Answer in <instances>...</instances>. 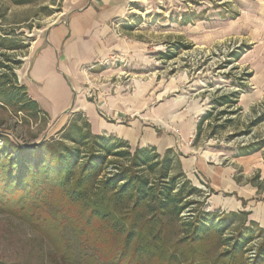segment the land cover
<instances>
[{
  "label": "rangeland",
  "instance_id": "obj_1",
  "mask_svg": "<svg viewBox=\"0 0 264 264\" xmlns=\"http://www.w3.org/2000/svg\"><path fill=\"white\" fill-rule=\"evenodd\" d=\"M75 3L76 0H35L18 4L0 0V34L14 29L12 39L25 46L16 50L0 48V52L7 51L22 60L14 69L17 75L14 81L18 84L22 83L17 69L31 62L33 45L53 33L59 22H67ZM100 3L116 7L118 14L103 23L104 32L95 46L96 60L78 66V77L72 74L68 77L70 84L77 88V96L97 105V112L104 120L122 123L129 129L140 124L155 129L159 136H173L179 147L168 153L173 160L172 172L165 180L159 178V171L166 164V150L157 152V149L160 157L152 160L157 166L133 168L150 179L154 193L137 214L142 229L141 232L137 229L130 241L131 261L119 262L117 256L131 223L132 215L126 217L122 210L128 199L112 210L108 222L119 228L123 226L122 231L114 233L110 229L104 239L106 245L100 242L90 245L86 241L88 237L94 234L98 237L108 224L94 219L86 227L88 214L80 206L66 204L60 193L49 199L42 197L40 201L17 192L1 194L0 264H66L57 251V247L65 244L61 234L76 243L77 253L82 245L89 246L85 248L97 257V264H250L246 251L263 245L264 234L256 224L245 222L249 228H243L242 213L233 217L234 225L224 233L208 223L210 230L203 237L190 239L193 227L189 223L193 218L210 222L216 212L220 214L215 221L218 223L228 220L229 213L210 208V188L199 182L198 186L193 185L181 160L193 150L219 162L264 152V0H102ZM5 75L3 81L12 84V74ZM224 98L229 102L221 103ZM110 105L112 113L105 109ZM73 109L74 104L61 117L44 119L40 114L36 119L30 113L16 112L0 104V134H8L24 147L38 141L48 143L53 138L80 148L81 157L91 156V135L96 134L92 127V134L85 140L78 133L75 142L66 138L70 126L75 124L90 133L84 127L88 117L79 111L73 114ZM117 144L119 152L133 153L139 148L129 141ZM2 147L0 141V150ZM12 152L20 155L16 150ZM46 153L45 148L43 156L48 160ZM130 161L127 156L107 155L102 159L98 179L118 171L126 173ZM172 177L179 186L184 185L182 197H186L192 186L198 188L182 202L188 199L194 204L180 215L175 204H167L162 217L156 216L147 224L146 218L153 215L152 207L160 189ZM81 229L86 231L82 234ZM249 235L254 242H245L242 249L235 250L234 260L218 258ZM138 241L143 252L136 256L133 247ZM262 258L260 264H264Z\"/></svg>",
  "mask_w": 264,
  "mask_h": 264
},
{
  "label": "trees",
  "instance_id": "obj_2",
  "mask_svg": "<svg viewBox=\"0 0 264 264\" xmlns=\"http://www.w3.org/2000/svg\"><path fill=\"white\" fill-rule=\"evenodd\" d=\"M11 1L13 3L25 4L35 0ZM13 31L14 29H11L0 34V48L16 50L25 47L18 41L12 39L11 36ZM21 64L22 60L16 59L14 56L7 53V51L0 52V104L10 106L14 108L16 112L24 111L30 113L31 116L36 119L40 114H42L44 119H51L49 113H46L40 107L38 101L29 96L27 87L14 81L17 78L14 69ZM6 73L12 74L14 81L12 84H10V82L3 81ZM223 102L228 103V98H224V101H221V103ZM70 127L71 128L69 129L66 138L72 142L76 141L75 135H77V133L80 134L79 137L82 140L87 139L90 137L89 135L92 134L88 120L85 122L84 127L87 128L90 133L86 132V134L83 132L84 128L78 126V124ZM91 137L93 141L92 150L90 152L91 156L87 157V154H83V157H81L79 156L81 152L80 148L75 149L68 143L63 141L57 142L53 140V138L48 140V143L40 142L39 144H34V146L31 147H24L22 144L12 140L8 134H0V141L3 144V147L0 150V197H2L1 194L17 192L31 200L40 201L42 200V197L49 199V197L51 198L53 194L60 193L61 197L63 199L65 198L66 204L77 207L80 206V208L88 214L85 222L86 227L90 226L94 219H98L102 223L108 224L106 225L107 230L102 232L98 237L95 234L93 237H88V240L86 241L90 245H92V243L94 244V242H100V244L106 245L104 239L108 237L110 229L114 233L118 230L122 231L123 226H120L119 228L116 224H109L108 222L111 215H113L111 213L112 210L114 208L118 209L119 207L117 206L124 201L123 199H128L129 203L123 205L127 208L123 207L122 210H125L127 213L126 217L130 216L129 214L132 215L130 220L131 223L129 225V230L123 235V239L121 241L122 250L117 254V256L120 258L119 262L124 260L131 261L133 258H128L131 256L130 252H128L129 247H131L130 241L134 237L136 230L139 229L141 232L142 229L141 222L137 219V214L147 206L149 200L148 197L154 193V187L151 186L150 179L146 178L145 175L141 174L139 171L135 172L133 168L136 166L143 167L149 164L153 169L157 166V163H153L152 160L154 157L159 158L160 154L156 153V148L153 146L150 148H136L133 153H130V151L119 152L117 150L119 148L117 143L126 144L128 143L127 140H123L121 138L118 139L113 135L107 134H92ZM45 148L47 149L46 156H48V160H46L43 156ZM12 150H16L18 154H20L19 156H21V158L14 155ZM170 151L171 150L166 151V155L164 156L166 164L161 167L158 174L159 178L162 180L168 178L169 173L172 172L173 169L171 167V162H173V160L170 154H168ZM101 153L103 155H100ZM150 153L153 154L152 157H150ZM111 154L131 158V164L128 166L129 169H127L126 173L118 171V173L115 172L114 174H107V176L99 180L98 177L102 171L100 170L102 159ZM81 159L83 160L81 161ZM3 170L5 172L4 174L1 173ZM168 183L169 184H167L165 188L160 189L158 193L159 198L156 201L155 206L152 207L153 215H151V218H146L148 220L147 224L156 216L161 218L167 204L173 203L176 205L175 208L177 215H180L183 210L194 204V202L188 201V199L184 203L182 202L185 198L193 195L194 192L198 190L196 186H192L186 194V197H182L183 192L185 191L184 185L179 186L173 177L172 179L170 178ZM175 190L176 194L174 195L173 191ZM160 195L164 197H161ZM116 209L114 211H117ZM241 213L244 215V222L242 223L243 228H249L246 227L245 224L248 218V213ZM205 215H208V213ZM234 216H236V213H229L227 216L228 220L218 221V223L215 221L216 217H220V214L216 212L214 213V217L210 219V222L205 220H201L200 222V219L198 220L193 218V221H190L189 223L190 226L193 227L190 239L194 240L197 237H203L205 233L210 230L209 224L216 226L219 233H224V230H227L229 227L234 225ZM250 224L253 225L254 222H251ZM81 230L82 234L86 231L84 229ZM260 231L263 232L261 228ZM60 237L65 244L61 248L57 247V251H59L64 263H98L97 257L92 255V253L85 248H89V246L82 245V250L77 253L75 250L77 249L75 247L76 243L74 241L64 237L62 234ZM254 240L255 239L252 235L246 236L245 240L235 242L229 250L225 251V253H220L218 258L223 260L227 258L229 261L233 258L235 259V250L242 249L245 242L252 243ZM263 250L264 243L256 249V256L254 259L250 260L248 257L249 263L260 264V257L262 258L264 256ZM248 251L249 250L246 252ZM142 252L141 242L138 241L136 246L133 247V253L137 256L138 253L141 255ZM261 262H264V260H261Z\"/></svg>",
  "mask_w": 264,
  "mask_h": 264
},
{
  "label": "crops",
  "instance_id": "obj_3",
  "mask_svg": "<svg viewBox=\"0 0 264 264\" xmlns=\"http://www.w3.org/2000/svg\"><path fill=\"white\" fill-rule=\"evenodd\" d=\"M100 1L76 0L68 21L59 22L53 33L44 40L39 39L33 45L31 62L17 69L21 83L51 118L61 117L74 104L71 112H83L96 134L123 138L141 148L153 146L157 152L179 147L173 136H159L153 128L137 124L129 129L122 123L104 120L97 112V105L77 96V88L70 84L68 77L70 74L78 77V66L96 60L95 46L104 32L103 23L118 14L116 7L102 5ZM105 109L112 113L113 106ZM181 162L193 185L198 186L199 182L210 188V208L223 213L247 212L246 223L254 222L264 232V152L219 162L193 150Z\"/></svg>",
  "mask_w": 264,
  "mask_h": 264
},
{
  "label": "built area",
  "instance_id": "obj_4",
  "mask_svg": "<svg viewBox=\"0 0 264 264\" xmlns=\"http://www.w3.org/2000/svg\"><path fill=\"white\" fill-rule=\"evenodd\" d=\"M248 253V257L250 258V260L254 259V257L256 256V248L253 247L251 250L248 251Z\"/></svg>",
  "mask_w": 264,
  "mask_h": 264
},
{
  "label": "water",
  "instance_id": "obj_5",
  "mask_svg": "<svg viewBox=\"0 0 264 264\" xmlns=\"http://www.w3.org/2000/svg\"><path fill=\"white\" fill-rule=\"evenodd\" d=\"M40 143V141H38V142H36V144H39ZM34 146V145H33ZM31 147V146H30Z\"/></svg>",
  "mask_w": 264,
  "mask_h": 264
}]
</instances>
